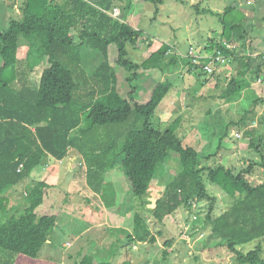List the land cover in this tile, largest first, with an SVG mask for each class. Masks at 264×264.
I'll list each match as a JSON object with an SVG mask.
<instances>
[{
  "label": "trees",
  "instance_id": "1",
  "mask_svg": "<svg viewBox=\"0 0 264 264\" xmlns=\"http://www.w3.org/2000/svg\"><path fill=\"white\" fill-rule=\"evenodd\" d=\"M145 1L157 7L158 15L167 0ZM134 5V0H24L22 18L0 31V213L6 219L0 223V264H55L52 259H41L40 253L48 242L54 245L59 217L37 213L51 186L45 180L30 182V178L47 160L51 164L64 161L71 150L79 156V172L86 177L84 188L101 196L110 192L106 174L116 168L124 172L131 196L143 198L161 169L169 172V164L177 162V174L168 176L153 205L154 219L164 223L182 208L209 201L207 221L213 237L224 242L238 264H264V182L252 180L256 167L264 168V136L251 141L262 162L236 172L222 164L203 166L195 146L185 145L177 134L180 119L166 129L157 124V110L175 81L158 82L144 96L137 82L143 71L172 72L178 66L177 57L168 61L164 47L141 63L131 59L128 48L137 49L146 38L143 30L128 21ZM234 6L227 7L224 14L211 13L220 17L223 28L222 40L210 39L205 46L215 59L204 58L199 63L191 56L183 59L192 73L201 72L200 78L217 74L218 70L205 72L208 64L224 66L232 60L243 65L229 81L219 75L220 83L226 81L224 86L218 85L220 98L228 104L250 94L258 81L264 84V52L240 56L235 47L225 45L245 41L249 35L246 14ZM116 8L122 13L118 18L111 15ZM111 45L118 48L116 66L109 60ZM85 47L100 57L93 75L83 65ZM40 67L43 73L35 80L33 75ZM124 79L126 95L120 90ZM254 103L264 105V98L256 97ZM224 116L218 110L213 119L220 129L215 132L218 148L231 126L245 120L228 122ZM26 182L25 207L10 214L6 195ZM207 183L235 198V203L216 214L217 198L210 195ZM111 195L115 200L114 190ZM133 220L131 233L122 230L128 234L130 246L157 242L141 213ZM166 245L173 248L174 242ZM169 257L170 252H165L163 261ZM67 259L74 264H113L83 251L77 256L68 253ZM132 262L128 259L122 264Z\"/></svg>",
  "mask_w": 264,
  "mask_h": 264
},
{
  "label": "rangeland",
  "instance_id": "2",
  "mask_svg": "<svg viewBox=\"0 0 264 264\" xmlns=\"http://www.w3.org/2000/svg\"><path fill=\"white\" fill-rule=\"evenodd\" d=\"M237 1L239 0H167L163 6H160V13L156 15L155 5L145 0H134V12L128 18L133 27L146 33V38L137 49L128 48L134 62L141 63L153 52H159L164 47L168 50V61L177 57L178 66L172 72L143 71L137 82L141 95L144 96L158 82L168 78L175 81V87L157 110V117L155 116L157 124L162 129H166L180 119L177 134L183 139L185 145L195 146L203 166L222 164L236 172L251 163L260 164L263 159L251 147V141L253 138L258 141L264 136V105L254 103L256 97L264 98V84H261V80L258 81L252 86L253 91L250 94L246 92L239 101L228 104L220 98L222 89L218 88V85L224 86L226 81L220 83L219 75L221 78H228L229 81L237 75L243 65L231 60L224 66H216L217 74L200 78L201 72L192 73L183 59L194 55V58L199 61L211 56L205 51V46L212 38L221 41L223 29L220 17L213 14H224L226 7L238 4ZM23 3L24 0H0V31L6 30L10 21L22 18ZM250 6L251 3L246 4L244 1L236 5L246 14L247 25L253 13ZM259 22L257 18L256 25H259ZM261 29L260 26H255L253 34L256 39L260 36ZM255 42L259 45L260 41L257 39ZM246 43L247 40H243L237 43H225V45L236 47L240 54L248 50L244 49ZM21 45L24 48L27 46ZM202 51L205 53H201ZM93 52L88 47L83 50L85 62L83 65L89 75L95 73L99 64L100 57ZM109 53L111 64L116 66L118 48L111 45ZM42 73L43 67H40L33 78L39 80ZM206 79L207 83L201 86ZM120 90L123 95H126L128 85L125 79L121 83ZM218 110H222L228 122L237 123L241 122L242 118L245 119L242 125L231 126L228 137L222 141L220 148H218L219 137L215 135V132L220 129L213 120ZM213 155L215 157L208 159ZM69 162L70 160L64 164L57 162L51 164L47 160V165L38 167L30 178V182L45 180L51 186L44 204L37 213L40 216L55 214L59 217L53 236L54 248L45 246L40 253L41 259H52L55 264H74L67 259L68 253H76L77 256L83 251L84 254L93 255L102 261H112L113 264H122L128 259L133 260V264H161L162 262L238 264L231 253L223 247L224 242L213 237L212 227L207 221L211 202H195L191 208L180 209L175 215L168 217L164 223L154 219L153 205L164 191L168 176L177 174L179 170L177 162L172 161L169 164V172H166L164 168L161 169L151 190L143 198L131 196L126 176L119 168L106 174V182L111 185L110 192L104 193L103 196L97 195L90 188H84L86 177L79 172L80 163L71 170ZM255 171L252 180L257 184L263 183L264 168L257 166ZM27 185L28 182L17 188L16 192L6 195L8 199L6 205L10 214L18 213V210L25 207ZM207 187L210 195L217 198L216 214L229 209L235 203V198L227 196L210 183H207ZM111 190L115 191V200ZM108 202L113 204L112 207L107 204ZM137 212L141 213L146 220L151 234L157 239L156 243L130 246L128 234L122 233V230L132 232L133 218ZM0 218H3L1 213ZM5 221L6 219L3 218L0 223ZM103 221L107 225H99ZM167 241L174 242L173 248L167 247ZM70 243L73 245L72 248H64V245L68 246ZM253 247L254 244L247 247L246 251ZM165 252H170V257L163 261Z\"/></svg>",
  "mask_w": 264,
  "mask_h": 264
},
{
  "label": "crops",
  "instance_id": "3",
  "mask_svg": "<svg viewBox=\"0 0 264 264\" xmlns=\"http://www.w3.org/2000/svg\"><path fill=\"white\" fill-rule=\"evenodd\" d=\"M243 1L246 2V4L251 3V6L249 8H250V10L252 8L253 13L251 12L252 13L250 15L251 20L248 21V25H249L248 26V33H249V35L247 36V39H246L247 43H246V45H244V49L247 48L248 50H246V53L242 52L239 55L240 56L258 55V54H261L264 52V37H262V34L264 33V16H263L264 15V0H239L237 2H238V4H241V2H243ZM238 4H235V6ZM257 18H259V20H260L259 25H256V23H255V20H257ZM249 23H252V24H249ZM246 24H247V22H246ZM250 25H252V26L250 27ZM255 26H260L262 28L259 32L260 36L257 38L260 41L259 45L257 42H255V40H257V39L254 37V34H253L255 31ZM213 34H214V32H213ZM254 38H255V40H254ZM262 44H263V47H262ZM237 50L239 51V49H237ZM69 160L71 162V163L69 162V169H71V170H74L77 166V163H80L78 154L74 150H71L69 152V156L64 161H61L58 164H64ZM49 162L52 163V160H49ZM26 192H27V189L25 190V193ZM90 207L92 208V206H90ZM103 222L99 225H107V223H105V222L103 223ZM113 229H118V228L113 227ZM86 230H89V229H86ZM52 242H53V238H52ZM46 246L53 247V245H51V242H48Z\"/></svg>",
  "mask_w": 264,
  "mask_h": 264
},
{
  "label": "built area",
  "instance_id": "4",
  "mask_svg": "<svg viewBox=\"0 0 264 264\" xmlns=\"http://www.w3.org/2000/svg\"><path fill=\"white\" fill-rule=\"evenodd\" d=\"M120 13H121L120 9L116 8V9H114V12L111 13V15L113 17H115V18H118L121 15ZM228 48H232V47H228ZM190 56H191V58H194V55H190ZM207 58H213V59H215V57H212V56L207 57ZM220 59L221 58L218 57V60H220ZM194 60H195V62H198L195 58H194ZM204 69H205V72H207L208 74H212L216 70V65L215 64H208V65H205L204 66Z\"/></svg>",
  "mask_w": 264,
  "mask_h": 264
}]
</instances>
